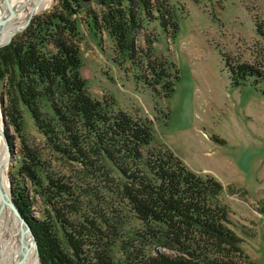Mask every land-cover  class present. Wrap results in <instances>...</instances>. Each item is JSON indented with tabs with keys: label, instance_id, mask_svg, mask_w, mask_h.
Listing matches in <instances>:
<instances>
[{
	"label": "trees",
	"instance_id": "1",
	"mask_svg": "<svg viewBox=\"0 0 264 264\" xmlns=\"http://www.w3.org/2000/svg\"><path fill=\"white\" fill-rule=\"evenodd\" d=\"M60 1L64 13L34 21L23 40L10 44L8 113L21 139L25 176L14 199L32 225L42 264H253L230 227L223 185L155 143L151 121L117 112L91 95L80 72V49L68 46L77 36V12ZM99 1L117 4L103 19L105 32L119 42L123 56L134 58L142 22L137 10L149 5L137 0L135 10L134 0ZM173 28L178 31L177 23ZM260 35L264 39V31ZM0 64L8 66L5 55ZM160 64L151 69L159 84L173 66ZM231 71L240 81L262 76L245 62ZM31 123L45 143L31 137ZM26 180L42 197L44 216L33 213Z\"/></svg>",
	"mask_w": 264,
	"mask_h": 264
},
{
	"label": "rangeland",
	"instance_id": "2",
	"mask_svg": "<svg viewBox=\"0 0 264 264\" xmlns=\"http://www.w3.org/2000/svg\"><path fill=\"white\" fill-rule=\"evenodd\" d=\"M134 1L136 10L139 6ZM144 1L151 9L137 10L142 22L134 42L143 53L136 51L134 58H127L119 42L105 32L103 19L117 4L66 0L79 20L77 36L68 46L80 49L81 75L92 96L117 112L151 121L155 143L172 150L196 174L211 175L223 185L221 201L227 206L230 227L241 239L243 254L253 264H264V39L260 35L264 0ZM63 9L60 0H52L0 48V55L9 60L8 66H0V112L14 153L7 169L13 196L20 184V190L24 189L25 176L18 153L21 139L8 113L12 106L8 94L13 61L10 44L23 40L34 21L45 20L53 12L64 13ZM98 23L100 29L95 31ZM168 61L173 66L166 68L168 78L159 84L152 66L161 69L160 63ZM244 62L259 68L262 76L244 81L237 75L234 78L231 69ZM176 73L179 77L171 92ZM29 133L39 144L45 143L33 123ZM26 182L33 213L44 216L47 210L42 197L34 194L31 181Z\"/></svg>",
	"mask_w": 264,
	"mask_h": 264
},
{
	"label": "bare ground",
	"instance_id": "3",
	"mask_svg": "<svg viewBox=\"0 0 264 264\" xmlns=\"http://www.w3.org/2000/svg\"><path fill=\"white\" fill-rule=\"evenodd\" d=\"M8 1L10 7L7 0H0V19L6 20L4 27L1 29L2 39L5 41L14 31L25 26L30 16L52 4V0ZM1 130H4V120L0 112V176L3 178L4 188L7 189L9 188V177L7 175L9 164ZM22 250L19 226L9 207H5L0 214V264H18L22 259ZM20 264H38L36 250L32 248Z\"/></svg>",
	"mask_w": 264,
	"mask_h": 264
},
{
	"label": "water",
	"instance_id": "4",
	"mask_svg": "<svg viewBox=\"0 0 264 264\" xmlns=\"http://www.w3.org/2000/svg\"><path fill=\"white\" fill-rule=\"evenodd\" d=\"M84 1H89V0H84ZM7 4L10 7L8 0H7ZM12 12L13 11L11 10V13ZM32 18H33V16H30L26 25L23 26L22 28L17 29L16 31H14L6 39V41L2 39V35H1V29L4 27L6 20L0 19V48L4 45L10 43L13 39L14 34L22 31L27 25H29ZM3 120H4V125H5L6 119H5L4 115H3ZM1 135H2L3 140H4V149L7 152V155H8L7 156V162L9 164L10 160L14 156V153H13V150L11 148L9 137H8L7 133L5 132V130H3V131L1 130ZM5 207H9V209L11 210V212L14 215L15 220L19 226V230H20L21 243H22L23 250H22V259L18 262V264H20L22 262V260H24L27 257L29 251L32 248H34L36 250V253L38 256V264H42L40 248H39V244H38L36 235L33 231L31 223L24 216L20 207L18 206V204L14 200L11 180L9 179V188L6 189V188H4L3 178L0 176V214Z\"/></svg>",
	"mask_w": 264,
	"mask_h": 264
}]
</instances>
